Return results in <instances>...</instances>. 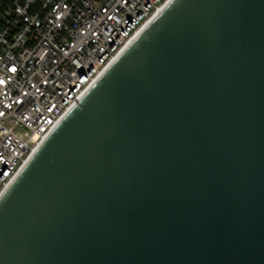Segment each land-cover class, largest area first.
Wrapping results in <instances>:
<instances>
[{
    "label": "water",
    "instance_id": "1",
    "mask_svg": "<svg viewBox=\"0 0 264 264\" xmlns=\"http://www.w3.org/2000/svg\"><path fill=\"white\" fill-rule=\"evenodd\" d=\"M0 264H264V0H172L0 199Z\"/></svg>",
    "mask_w": 264,
    "mask_h": 264
},
{
    "label": "built area",
    "instance_id": "2",
    "mask_svg": "<svg viewBox=\"0 0 264 264\" xmlns=\"http://www.w3.org/2000/svg\"><path fill=\"white\" fill-rule=\"evenodd\" d=\"M172 0H0V199L31 154Z\"/></svg>",
    "mask_w": 264,
    "mask_h": 264
},
{
    "label": "bare ground",
    "instance_id": "3",
    "mask_svg": "<svg viewBox=\"0 0 264 264\" xmlns=\"http://www.w3.org/2000/svg\"><path fill=\"white\" fill-rule=\"evenodd\" d=\"M169 3H167L166 5H164L162 8H160L152 17L151 19H149L145 25L140 29V31H138V33L135 35V37L117 54V56L113 59V61L111 62V64L104 70V72L102 73V75L111 67V65L129 48V46L133 43V41L139 37V35H141V33H143V31L153 22V20L165 9V7H167ZM101 77V76H100ZM41 146V145H40ZM39 146V147H40ZM39 147L31 154V156L29 157V159L26 161L25 166L29 163V161L31 160V158L35 155L36 151L39 149ZM24 166V168H25ZM23 168V169H24ZM22 169V170H23Z\"/></svg>",
    "mask_w": 264,
    "mask_h": 264
}]
</instances>
